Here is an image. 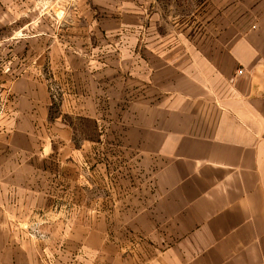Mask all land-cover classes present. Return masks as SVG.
<instances>
[{
    "label": "crops",
    "instance_id": "obj_1",
    "mask_svg": "<svg viewBox=\"0 0 264 264\" xmlns=\"http://www.w3.org/2000/svg\"><path fill=\"white\" fill-rule=\"evenodd\" d=\"M56 1L0 31V264H264V12Z\"/></svg>",
    "mask_w": 264,
    "mask_h": 264
},
{
    "label": "rangeland",
    "instance_id": "obj_2",
    "mask_svg": "<svg viewBox=\"0 0 264 264\" xmlns=\"http://www.w3.org/2000/svg\"><path fill=\"white\" fill-rule=\"evenodd\" d=\"M74 1L67 0V10L73 7ZM51 2L57 3L56 0H51ZM238 2L239 0H219L220 11L224 6L226 26L233 24L234 12H238L239 10L242 12L243 18L245 14L264 12V0H240L241 5H239V8ZM158 3L162 30L168 29V24L170 21L173 22L175 18L180 22L185 20L188 15L201 12L202 4L207 9L206 12L209 13H213L214 8L217 9L218 7L217 0H159ZM27 14H29V0H0V31L3 41L11 31L26 27L27 23H29L25 19ZM8 58L9 54H5L3 60H7ZM18 59L24 60L29 59V57L27 58V54L25 53H19ZM22 72L23 70L18 68L17 73L20 74ZM119 219L121 220V216ZM29 235L40 239L45 237L38 224L29 229Z\"/></svg>",
    "mask_w": 264,
    "mask_h": 264
},
{
    "label": "built area",
    "instance_id": "obj_3",
    "mask_svg": "<svg viewBox=\"0 0 264 264\" xmlns=\"http://www.w3.org/2000/svg\"><path fill=\"white\" fill-rule=\"evenodd\" d=\"M240 74H243L242 72Z\"/></svg>",
    "mask_w": 264,
    "mask_h": 264
}]
</instances>
